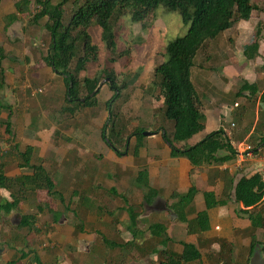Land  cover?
<instances>
[{"label":"rangeland","instance_id":"rangeland-1","mask_svg":"<svg viewBox=\"0 0 264 264\" xmlns=\"http://www.w3.org/2000/svg\"><path fill=\"white\" fill-rule=\"evenodd\" d=\"M253 1L256 5L264 8V0ZM36 7L35 4H32V10ZM33 11L35 12L36 9ZM260 20L262 22L261 33L263 34L264 10L255 11L253 17L249 20L250 23L255 21L254 24L246 25L244 28L250 29L253 27V32L255 33L258 21ZM46 21L47 17H44L39 22H33L31 15L22 16L17 20V24L15 25L16 30L22 32L24 35H19V40H15L12 43H14L15 47H23V45L26 47L25 50L27 53L24 54L25 56L27 55L28 60L23 61L21 64L19 62H12V60L5 59L8 58L10 51L0 49V56L4 54L5 57L0 58V71H2V75L0 76L3 77L0 83V101L13 105L11 120L13 124L12 132L14 134L11 136L6 131L5 126H1L0 148L4 152L7 150L10 151V154L6 156L8 164L7 171L9 173H17L20 171V168L14 153L17 151L13 147L17 144V148L24 150L27 142L35 145L33 161L44 163L45 167L54 174V178L58 182L57 188L62 193L63 199L48 195L46 190L37 191L34 199L36 202L50 201L51 207L59 212L60 217L58 221L53 222L51 212L45 210L38 217L36 224L38 231L27 232L16 227L21 218L18 211L4 216V220L0 223V264H6L9 261L15 260V256L12 255L17 252V247H23L25 249L27 247L35 248L44 255L52 254L58 258L61 256L68 257L69 260L78 258L81 264L80 258H83L85 261L87 259V241L79 240L81 245L80 251H77L76 242L73 245L66 242H59L56 235H47L48 231H53L55 224L60 227V230L63 225V231L65 232L68 228L76 226L75 230L77 228L76 232L78 235L79 233H85L83 231L84 227L85 230H92L94 223H91V221L94 219H120L125 213L120 210L121 206L126 208L132 206L134 211L140 214H148L154 208L157 211L164 209V207L153 208L152 205L147 202L145 203L144 194L147 192V189H141L135 182L133 183L135 176L132 177L131 174L135 169V161L137 158L131 154L120 156L119 158H111L107 155L113 149L103 140L100 131L105 122L108 121L109 111L105 106V101L112 96L113 91L110 89V82L106 76V71L113 66L117 73L116 83L122 85L124 81H127L129 84L127 88L123 89L121 97L114 104V111L120 123L126 126V132L130 135L139 127H144L147 129L145 131L149 132L157 130L163 114L161 106L164 98L161 97L159 87L153 93L147 92L146 89L149 88L150 83L155 79L156 66L165 60V46L170 40L184 35L189 29L190 22H185L177 11L166 10L162 5L158 6L144 23H133L129 15L126 14L120 20V25L117 30L116 49L113 51L105 46L101 37V27L93 25L89 29V32L92 35L93 43L99 46L100 52L98 58L90 59L86 68L79 75L81 77L84 75L91 77L98 76L100 78L99 87L101 86V88L98 94V103L72 117L69 112L63 110L69 104L65 101L66 88L62 76L56 73L45 60L50 46V33L45 28ZM12 35L13 31L9 34L5 32V37L4 33L2 35L7 42L5 43L7 46H10ZM252 37H254V34ZM24 38L26 42L23 41ZM227 38L228 36L226 35L223 40L226 45L229 44ZM251 38L242 41H244V44L249 43ZM125 49H129L130 55L126 53L120 55V52ZM238 52L240 53V51ZM208 53L210 57H207ZM215 53V49L208 46L205 51L200 52L197 56V63H201L202 66L195 68L194 80L197 81L199 92L203 94L206 91L209 94L208 100L204 99L205 94L204 97L201 95L203 97L201 104L202 110L206 117V126L199 133L203 137L207 133L220 127L228 130L237 128V126H232L233 120L230 116L225 117L228 118L226 121L222 120L223 116L221 115L220 109H222L224 104L231 105L232 97L228 99L224 98L223 100L225 102L222 99L220 100L217 89L219 86L223 87L222 81L225 79L222 76L231 69L228 67H232V64L230 61H224V58L221 57L216 59L217 55ZM111 57H115L116 62L112 63ZM240 60L243 61L244 58ZM75 64L76 60L72 62L71 67L73 68ZM238 66L246 69L243 62ZM199 71L209 77L208 80H210L211 84H214V88L209 90L205 88L203 79L200 77V81L196 75ZM238 74L234 73L237 76ZM136 75L138 76L136 77ZM85 93L83 92V95ZM212 93L216 97L212 96ZM236 102L248 108V112L245 115H250L246 120L249 123L252 120L250 111L257 109V99L247 100V98L239 97ZM238 103L234 104L237 105ZM7 113L8 111L3 110L1 115L5 118ZM28 129L35 131L40 137L32 138L27 136L26 130ZM256 140L257 137H253V140L248 141L247 144L255 146ZM134 142L135 139L132 137L130 144L131 150L133 149ZM261 156L258 155L257 157H253V159L260 160L264 164V158ZM77 157L80 160H77ZM213 167L204 166L202 168L195 167L190 169L189 166L188 169H184V165L182 166V173L185 176L187 173L192 182L200 188V192L195 198V204L198 209L204 207V190H211L210 188L214 186V191H218L217 184L215 185L216 182L214 183L204 176L205 173L208 176H212L214 171ZM260 171H262V166L259 169ZM95 174H97V178L91 177L88 180L84 178L85 176L88 178V176ZM122 178L123 180L128 178V182L123 184L120 181ZM98 182L103 184V187H107L104 189L102 187H100L101 189H95L98 188L96 187V183ZM86 185L94 187V194H88L89 191L86 189ZM110 186L112 187L111 189H109ZM91 189L93 190V188ZM112 189H115L120 194L113 192ZM86 190L87 200L89 201L84 202L81 196L86 193ZM187 190L188 188L186 190L181 189L179 192H186ZM79 191L81 194L76 195V192ZM1 192L6 196L9 194L5 190ZM217 196H221L219 191L217 192ZM93 200H95V208L92 210H98L100 208L99 213H95L96 215L90 213L91 210L88 209L89 206H93ZM160 200L166 206L173 202L170 197H163ZM35 201L34 205L30 204L33 208L28 203H23L21 205L23 212H30V209L31 211L36 210ZM121 208L123 209V207ZM257 208L263 210L264 204H258ZM230 210L236 216H240L241 214L242 220H246L247 214L245 216L243 212L235 211L234 205H231ZM139 218L143 222L147 220V217ZM165 219H167V224H170L172 220H178L179 218L177 213L167 211ZM247 220L249 223L247 222L246 225H242L243 231L240 230L239 232L243 234L245 231L244 234L248 232L249 236L255 235L256 245L251 252L261 250L264 254V227L254 229L251 226L249 217H247ZM53 223L55 224L53 225ZM79 226H82V229H79ZM181 227L183 228L180 225ZM254 232L255 234H253ZM83 237L86 239L87 235H83ZM10 239L13 240L12 243L16 247L7 246V240ZM198 243L203 248V244L200 241ZM209 243L206 242L205 245L210 247L212 244ZM152 245L158 246L157 243H152ZM220 245L221 247L209 250L210 253L207 252L208 257L206 254L204 255L203 259H205L206 263L214 264L213 260L215 259H218L220 264H233V261L235 264L241 261L240 256H237L235 252L237 249L236 246H233L235 244L231 245V243L227 242L225 245H222V243ZM103 246L102 242H98L95 252L99 254L102 252L105 253L106 251L107 253V250ZM109 253L105 254V257L100 258V263L119 264L111 259ZM154 256L156 258L154 262L164 264L161 261L163 257H160L158 253ZM251 256L249 257L251 258ZM247 258H244V264H246ZM58 261H61V259H58ZM86 264L89 263L87 262Z\"/></svg>","mask_w":264,"mask_h":264},{"label":"trees","instance_id":"trees-1","mask_svg":"<svg viewBox=\"0 0 264 264\" xmlns=\"http://www.w3.org/2000/svg\"><path fill=\"white\" fill-rule=\"evenodd\" d=\"M32 4L37 6L34 13L31 12ZM160 5L166 10L177 11L185 22H190V26L184 35L167 43L164 50L165 60L156 66L155 79L146 89L147 92L153 93L159 87L161 97L164 98L159 128L153 130L152 133L162 134L164 140L171 147V156L185 157L193 167L214 166L211 176L213 180L221 176L226 179L221 196H217L214 190L203 191L205 202L203 208L198 209L195 204L196 195L200 192V188L196 184L190 186L186 192L175 191L171 195L173 202L169 203V206L177 213L179 220L186 224L189 234L199 235L209 230L208 209L224 205L232 198L246 207L241 210L248 215L252 228H263L264 209L257 208L264 198V181L261 173L255 172L237 178L227 170L222 171L216 168L237 157V143L234 141L242 140L253 125L254 111H250L252 120L247 123V117L250 115L246 116L245 113L248 112V108L245 105L235 104L239 97L247 98V100L255 99L258 82L250 83L247 80H242L239 89L230 96L232 103H235L233 122H235L234 126H237L236 129L233 128V132L230 133L227 129L220 127L192 145L184 147L177 145L180 142H186L206 126V117L201 105V93L194 80L195 68L202 66L201 63H197V56L218 40L224 31L237 26L240 20H250L254 12L263 11V7L256 5L253 0H18L16 2L17 12H29L33 22H39L42 18L47 17L45 28L50 33V46L45 60L56 73L62 76L66 88L65 101L69 104L63 110L69 112L72 117L86 108L97 105L101 88L98 76L84 75L81 77L79 75L86 68L90 59L98 58L100 52L99 46L92 41L89 29L93 25L100 26L105 46L113 51L116 49L120 20L124 15L128 14L133 23H144ZM17 12L11 13L8 20H17ZM261 23V20L258 21L253 39L243 46V53L248 59H255L259 55L260 36L262 35ZM123 53L130 55L129 49L123 50L120 55ZM1 57H4V54H1ZM207 57H210L209 53ZM74 60H76V64L72 68L71 64ZM111 61L112 63L116 62V58L111 57ZM257 70H264V63L257 67ZM106 72L113 94L105 101L109 117L100 131L101 137L117 156L131 154L138 158L141 149L145 146L144 140L147 136L143 132L147 129L139 127L130 135L126 132V126L120 123L114 111V104L121 97L123 89L127 88L129 84L127 81H124L122 85L116 83L117 73L113 66ZM0 75H2V71H0ZM196 75L199 78V72ZM2 78L0 76V83ZM83 92H86L85 95ZM260 101L264 104V92L260 96ZM259 108L263 112V118L255 126L248 140L257 137L254 151L264 149V135L256 134L259 127L264 125V109L262 106ZM3 110L8 111L5 118L1 115ZM12 110V104L0 101V127L4 125L11 136L14 135L11 120ZM169 126L171 127L168 128ZM26 134L32 138L40 137L32 129L26 130ZM132 137L135 142L131 150ZM17 147V144L13 147L17 151L14 153L20 168L17 173L7 171L6 156L10 154V151L4 152L0 148V223L4 220V216L18 211L21 218L16 227L27 232L38 231L36 224L43 211L51 212L53 222L59 220L60 214L51 207L50 201L36 202L34 197L37 191L46 190L48 195L60 199H63V195L57 188L58 182L54 178V174L45 167L44 163L33 161L35 145L27 142L24 150ZM77 160L80 159L77 157ZM90 178L85 176L87 180ZM135 184L141 189H147L144 194L145 203L151 204L159 196L158 190L150 185L149 173L145 165L139 167ZM85 187L87 190L94 188L90 185ZM2 190L7 191L8 196L3 195ZM87 190L81 196L84 202L89 201L86 196ZM112 191L118 193L115 189ZM78 194H81L80 191L76 192V195ZM34 201L36 210L31 211L30 209V212H23L21 205L23 203L34 205ZM30 206L33 208L32 205ZM129 215L133 224L132 228H134L139 214L130 206ZM79 227L82 229V226ZM150 228L154 234L166 235V227L162 223H153ZM133 234L137 235L138 233L133 232ZM252 238L251 249L256 245L255 235ZM12 241L11 239L7 240L8 247H16ZM219 242L222 245L227 243L224 239H219ZM107 244L116 246L110 242ZM182 245L183 249L180 252L167 249L159 250L158 253L164 258L163 262L165 264H204L202 262L203 251L198 241L197 243L183 242ZM16 249L19 254L18 258L6 264H45L37 249L31 247H27V249L17 247ZM246 264H251L250 257L247 258Z\"/></svg>","mask_w":264,"mask_h":264},{"label":"crops","instance_id":"crops-1","mask_svg":"<svg viewBox=\"0 0 264 264\" xmlns=\"http://www.w3.org/2000/svg\"><path fill=\"white\" fill-rule=\"evenodd\" d=\"M17 1L18 0H0V47H2V49L6 51L7 50L10 51L8 58L4 57L5 59L12 60V62H19V64H21L23 61L28 60L27 55L25 56L24 54L27 53V51L25 50L26 47L24 45L23 47L22 46L15 47L14 43L12 42H14L15 40L18 41L19 35H24L22 32L16 30L15 25L17 24V20L22 16L30 15V13L17 12V8H16ZM31 9H32V5H31ZM34 9L36 8H33V10ZM33 10L31 11L32 13L34 12ZM14 12H17L18 19L15 21L8 20L10 19L8 16ZM254 22L250 23L249 20H240L237 26L224 31L223 34L218 38V40H216L213 44H210L209 46L215 49L216 52L215 55H217L216 59L221 57L224 58V61H230V63L232 64V67L231 66L228 67L231 69H229V71L223 74L222 76L223 79H225L222 81L223 87L219 86L217 88L218 94L220 95V100L222 99V101L225 102V100H223L224 98L225 99L230 98V96H232V93L239 89L242 80H247L250 83L258 82V91L255 97V99H257V109H255L254 111L255 118L253 121V125L249 133L242 140L234 141L237 143L239 149L237 157L234 160H231L219 167H216L222 171L227 170L231 175H235L237 178H239V176L241 175H251L255 172H259V169L262 166L260 160L257 161V159L247 158V156L245 157L244 160L242 158H239L241 157V152L244 149V145L247 144L248 140L250 139V135L254 131L255 126L263 118V112L259 107L262 106V108L264 109V106L261 104L262 102L260 101V96L264 92V70H257V67L262 66L264 63V33L260 36L261 39L259 46V55L255 59H248L243 53L244 41L242 40H247L248 38H251L252 35L254 34L253 27L249 29L246 27L244 28V26L246 25L248 26L249 24L253 25ZM11 31H13L12 41L9 44L10 46H7L5 44L7 42L5 41L4 38L5 32L9 34ZM3 33H4V37H2ZM226 35L228 36L227 38V41L229 43L228 45H226L223 42L224 37H226ZM23 41L26 42V39L24 38ZM238 51H240V53ZM243 58H244L243 61L240 60ZM241 62H243L246 69H243V67L240 68L238 66ZM200 73L201 71H199V79L200 81L201 78L203 79L205 88H207L208 90L214 88L215 87L214 84H211L210 80H208L209 77L207 75H203V73H201L202 74L201 75ZM234 73H239V74L237 76L234 75ZM204 94L206 95L204 99H207L209 97V94L206 93L205 91L201 95L204 97ZM211 95L215 96L213 93ZM202 96L201 99L203 100ZM230 104L231 105L224 104L222 109H220L221 115L224 117V118L222 117V120L224 121L228 119L225 118L228 116H230L233 120V110L235 109V105L233 103ZM232 126H234L233 121H232ZM228 131L230 133L233 132V130H228ZM199 133L195 134L192 138H190L186 142H180L177 145L179 147H184L186 145H192L198 142L199 140L204 138L203 136H200ZM256 134L259 136L264 135V125L259 127V130H257ZM144 143L145 146L141 149L139 153V157L135 161L136 163L134 167L135 169L133 170L131 176L132 177L135 176L136 179V174L139 167L143 165L147 167L149 173L150 185L153 188L157 189L159 192V196H157L154 200L155 202L162 199L163 197H168V198L170 197V199L173 201L171 195L175 191H179L181 189L186 190L187 188L195 184L188 177L187 173L186 176L184 173H182V166L184 165V169H188L189 166L190 169H193L195 167H193L190 161L185 157L171 156V147L164 140L162 134L153 133L150 136H147V138L144 140ZM79 154L81 153L79 152ZM107 155H109L111 158H115V157L119 158V156L115 155L114 151H111ZM251 170H253L254 172L252 171L251 173ZM204 176L207 179L211 180L212 182L214 183L216 182L215 185L217 184V190L221 195L224 191L226 179L223 176H221L216 180H213V178L211 176H208L207 173H205ZM89 177L97 178V174ZM135 179L133 180V183L135 182ZM120 181L123 184H125V182H128V178L125 180H123L122 178V180ZM96 184L98 185L97 186L98 188L95 189H101L100 187L104 189L107 187V186L103 187V184H101L100 182ZM111 188L112 187L110 186L109 189ZM210 189L214 190L215 188L214 186H212V188ZM88 191H89L88 194H94L93 193L94 188L93 190L91 188H88ZM154 201L153 203L150 204L152 205L153 208L155 207ZM260 203L264 204V198ZM92 205L93 206H90L88 208L91 210L90 213L98 214L100 208L98 210H92L95 208V200H93ZM231 205H234V209H236L235 211L238 210V212L240 213H242L241 209H246V207H244V205L241 202H237L234 198L230 199L224 205H218L208 209L209 219H210V229L199 235L187 233L186 224L184 222L181 223L182 221L179 219L178 220L171 219L172 221L170 220L171 221L170 224H167V219H165L166 212L167 211L174 212L169 205L164 207V209L160 211H157L154 208V210H151L148 214L138 213L139 215L137 218V222L134 225L135 226L134 228H132L133 224L129 215V207L126 208L124 206H121L123 207V209L120 207V210L122 212H125L121 216L122 218L121 217L120 219L103 218L98 220L94 219L93 221H91V223L95 224V225L93 224L94 226L93 229L85 230L84 227L83 231L85 233H79L77 235L76 232L77 228L75 230L76 226L68 228L67 231L65 232L63 231V225H62V229L60 230V227H58L55 223H53V225L55 224L54 226L55 228L53 229V231H48L47 235L48 236L56 235V238L58 239L59 242H63V243L66 242L71 245H73L76 242L77 251H80L81 248L79 240L80 241L86 240L87 241L86 261L89 264H102L100 263V258L105 257V254H107L108 252L112 253V254L109 253L111 259L119 264H157V262H154L156 260L154 255L158 253L159 250L167 249V250H174L180 252L183 249V245H182L183 242L197 243V240L198 242L200 241L201 244H203L202 262L204 264H209V262L206 263L205 259H203L204 255L206 254V256L208 257L207 252H209V250L216 249V247H221L219 239H224L228 243H231V245L235 244L233 245L237 247L235 252L237 253V256H240L239 258H241L240 259L241 261L235 264H244V258L246 259L247 257L251 256V254H253V252L250 251L252 250L251 249V243L253 239L252 236H249L248 232L244 234L245 231L243 232V234L239 232L240 230L243 231L242 225L247 224L248 215L246 216L245 214L246 220L245 221L242 220L241 214L240 216H236L234 215V213H232V211L230 210ZM139 217H147L146 218L147 220H144V222L140 221ZM153 223H162L166 227V235L165 234L158 235L152 233L150 225H152ZM180 225L183 226V228L182 227L180 228ZM134 229L135 230L139 229V231L140 230L141 231L138 232L137 230L135 231ZM181 229H183V231H181ZM133 232H137L138 234L134 235ZM182 233H184L183 236H181ZM83 235L84 236L87 235L86 239H84ZM98 242L103 243L104 245L103 247L104 249L107 250V253L106 251L105 253L102 252L99 254L95 252V250H97L96 246ZM106 242L116 244V246H110ZM206 242H210L212 245L208 247L205 245ZM152 243L153 244L157 243L158 246H153ZM12 256H15V259H17L19 254H17L16 252L13 253ZM40 256H41V260L45 264H80V260L78 258L77 259L73 258L69 260L68 257L61 256L58 258L57 256H54L52 254L44 255L42 252H40ZM160 257L162 256L160 255ZM58 259H61V261H58ZM80 259H81V264L87 263L83 258ZM161 261L163 262L164 258ZM213 262L214 264H220V262H218V259L213 260Z\"/></svg>","mask_w":264,"mask_h":264},{"label":"built area","instance_id":"built-area-1","mask_svg":"<svg viewBox=\"0 0 264 264\" xmlns=\"http://www.w3.org/2000/svg\"><path fill=\"white\" fill-rule=\"evenodd\" d=\"M254 146H252L251 144H245L244 145V149L242 150L241 152V158L244 160L245 157L247 156V158H253V157H257L258 154H261L264 158V150H258L259 152H262V153H259V152H255L254 151ZM261 159V158H260ZM261 168V167H260ZM261 173V176H262V180L264 181V164L262 163V171H260Z\"/></svg>","mask_w":264,"mask_h":264},{"label":"water","instance_id":"water-1","mask_svg":"<svg viewBox=\"0 0 264 264\" xmlns=\"http://www.w3.org/2000/svg\"><path fill=\"white\" fill-rule=\"evenodd\" d=\"M100 85V84H99ZM263 106L264 104L261 103ZM144 135H150L153 134L152 132L149 131H144ZM250 263L251 264H264V256L261 252V250H255L250 258Z\"/></svg>","mask_w":264,"mask_h":264},{"label":"flooded vegetation","instance_id":"flooded-vegetation-1","mask_svg":"<svg viewBox=\"0 0 264 264\" xmlns=\"http://www.w3.org/2000/svg\"><path fill=\"white\" fill-rule=\"evenodd\" d=\"M155 207H166L163 201L158 200L157 202L154 203Z\"/></svg>","mask_w":264,"mask_h":264}]
</instances>
